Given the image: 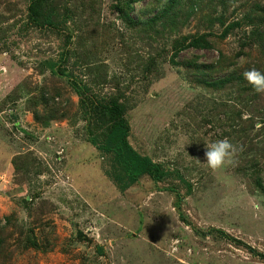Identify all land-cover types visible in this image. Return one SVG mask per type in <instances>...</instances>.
<instances>
[{"label":"rangeland","instance_id":"obj_1","mask_svg":"<svg viewBox=\"0 0 264 264\" xmlns=\"http://www.w3.org/2000/svg\"><path fill=\"white\" fill-rule=\"evenodd\" d=\"M166 1L129 11L125 0H57L65 42L54 26H27L29 0H0V262L264 264V193L234 131L250 97L234 82L201 81L264 68V36L251 30L264 0H184L183 26L141 23ZM201 35L209 47L175 55ZM110 95L163 178L132 182L93 144L104 132L96 99ZM253 99L264 106V92ZM220 139L235 152L213 170L205 142Z\"/></svg>","mask_w":264,"mask_h":264},{"label":"trees","instance_id":"obj_2","mask_svg":"<svg viewBox=\"0 0 264 264\" xmlns=\"http://www.w3.org/2000/svg\"><path fill=\"white\" fill-rule=\"evenodd\" d=\"M139 1L141 0H125L127 6H129V11H132L135 7L134 3ZM183 1L184 0H167L162 5L160 4L157 6L158 10L155 14L145 18L141 23L152 28L156 25H159L160 27L183 26L186 21L182 20V14L179 10ZM59 7L60 4L57 3V0H29L26 14L27 26H34L41 29L54 26L53 29L56 31H64L67 22L65 19L61 18V10ZM260 11H262V14L258 15L259 20L257 23H251V30L253 31V35L263 37L264 23L262 20L264 19V9L260 8ZM2 18L4 19V16H2ZM127 18L131 17L128 15ZM238 24L239 22L237 21L232 22V24L226 27L224 34L228 33L233 26ZM8 26L12 28L13 25ZM65 31V42H68L69 38L66 37L67 33ZM0 36H7L6 26L1 27ZM190 46L209 47L210 42L205 35L193 37L189 42H182L179 46L180 48H177L175 55L180 49ZM234 57H228V59ZM222 58L224 60V56H222ZM222 58H219L220 61L217 65L222 64ZM173 60L174 58L172 61ZM185 65L198 69L203 74L206 73L205 68L207 67H212L216 70L218 69V66H215L214 64H200L197 63L196 60H189L185 62ZM253 67L264 72V68L262 69L260 66H252L251 68ZM235 72L216 80L210 81L209 76H203L202 79H200L204 84L213 87H219L221 84L227 85L229 82H234L245 90L247 98L250 97L246 102L249 116L246 120L242 121L244 125L234 131L240 133L239 137L241 138V142L239 143V147H242L243 150L245 149L242 156H247L245 159L244 170L247 169L246 171H249L248 173L252 172L251 175L255 185L264 193V106H259L255 99L251 100V98L256 95L260 96L261 92H257L254 89V87L245 79L243 73L236 76L237 74ZM96 107L99 111V119L97 120L100 121V125L103 127L104 132L103 140L100 144H98L95 138H93L92 141L93 144L97 145L101 154H108L110 160H112L116 166H122L126 172H128L127 178L132 182L138 180L139 177L144 174H148L154 179L163 178L166 175L167 170L164 168L162 162L154 160L149 154L141 153L130 142L129 137L131 133V125L126 116L127 105L123 99L117 95L97 98ZM257 109L258 112H260L261 119ZM233 114H235V112H233ZM235 115L232 119H234V122H237L236 120L240 118V116H238L240 114L238 113V115ZM237 123L240 124L239 122ZM258 123L261 125L259 124L260 126H257ZM1 239L0 245L4 243ZM0 264L7 263L0 262Z\"/></svg>","mask_w":264,"mask_h":264},{"label":"clouds","instance_id":"obj_3","mask_svg":"<svg viewBox=\"0 0 264 264\" xmlns=\"http://www.w3.org/2000/svg\"><path fill=\"white\" fill-rule=\"evenodd\" d=\"M243 75L257 92H264V72L253 67L245 70ZM205 146V161L213 170L222 167L235 152L233 144L228 139L205 142Z\"/></svg>","mask_w":264,"mask_h":264}]
</instances>
